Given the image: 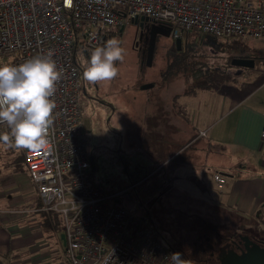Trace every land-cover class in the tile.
I'll return each mask as SVG.
<instances>
[{
	"label": "built area",
	"instance_id": "2783aa9c",
	"mask_svg": "<svg viewBox=\"0 0 264 264\" xmlns=\"http://www.w3.org/2000/svg\"><path fill=\"white\" fill-rule=\"evenodd\" d=\"M126 17L169 25L181 42L192 33L238 43L264 41V0H0V59L8 58L4 65L18 66L51 51L62 72L52 97L56 108L48 144L23 153L41 211L62 218L69 264H173V250L144 213L145 206L135 212L109 206L118 195H110L93 178L84 137L77 54L100 47L108 30L124 27ZM6 132L0 125V133ZM207 134L202 131L201 137ZM261 137L264 141V128ZM213 178L223 189L226 178L219 172Z\"/></svg>",
	"mask_w": 264,
	"mask_h": 264
},
{
	"label": "rangeland",
	"instance_id": "374dc122",
	"mask_svg": "<svg viewBox=\"0 0 264 264\" xmlns=\"http://www.w3.org/2000/svg\"><path fill=\"white\" fill-rule=\"evenodd\" d=\"M127 9L124 6L120 7L122 11ZM136 32L129 17L125 18L124 27H112L108 30L109 38L119 40L120 46L124 49L123 62H116L118 68L116 78L95 84L87 83L83 79L87 90L90 91L89 94L93 95L90 97L82 94L81 97L86 143L90 156L96 158L97 170L93 172V178L104 185L110 195H116L120 192L118 198L110 199L109 206H121L131 212L137 211L139 205L145 206L144 213L146 215L150 213L152 221L158 227L166 245L171 244L194 250L199 237L208 231V227L207 234L215 237L210 229L219 230L216 227L218 225L223 227H221L223 235H242L245 233L246 236L261 241V245L264 246V212L259 228L248 226L247 222H245L246 225L240 226V221L235 218H240L238 215H229L230 213L225 215L216 207L213 208L208 202L199 201L198 196L191 200V196L170 194L174 188L177 189L176 186L166 185V188H162V194L157 195V191L162 187V182L158 179L159 175L150 176L145 167L139 164V162H143L144 165L148 166L153 163L151 162L152 156L147 154L141 145L139 121H125L128 117L131 118L129 116L131 113H140L145 99L149 96V91L143 90L142 85L157 84L159 90L154 92L159 99L167 92L171 94L172 92L169 91L171 88H174L176 92L180 91V94L189 93L193 90L199 92V87L208 85L212 78L222 80L223 75L226 76V73H222L228 70L226 60L231 61L242 50L253 52L261 50L264 48L263 42L252 39L245 43H238L236 39L213 38L215 41V45L212 46L213 52L210 54L208 51V55L202 52V55L197 57L196 52L202 50L203 35L192 33L183 39V51L187 50L183 53L178 51L176 40L172 35L170 38L160 35L156 41L152 66H148L146 45L143 44L136 48V44L139 42ZM82 56L83 52L77 54L78 62L83 60L84 57ZM6 61L8 58H1V65H4ZM261 67H264V61L257 62L256 68ZM253 73L255 75L250 79L249 77ZM258 74L259 72L256 71H247L244 76L242 75L238 79L229 78V84L223 85L218 92L208 94L203 99L200 97L198 100H193L197 106L190 116L196 118V116L203 114L208 103L212 102L214 106H212L209 114L210 120L212 122L218 121L220 124L227 123L223 106L226 99L230 98V101H234L237 98H245L253 92L254 94L259 92L256 98H264V91H260L263 87L259 88L264 81H259L258 76L261 75ZM235 83L241 86L239 92L235 91ZM170 99L172 100V98ZM113 106L116 110L113 109ZM210 120H207V123H210ZM117 121H121V124ZM168 123L169 120L165 118V138L176 131V129L173 131V128L167 125ZM184 123L188 125L190 132L202 138L200 129L204 127L201 125L192 126L188 120L183 121ZM125 137L131 141L133 138H137V141L131 142V146L124 144L122 148V140ZM19 154H23V149L19 150ZM239 160L240 158L234 152L228 154L213 152L210 159V169L213 171L214 168L211 167V164L214 163L219 165L221 171L235 174V167ZM130 163L133 164L134 170L129 171L127 169V164ZM175 164L174 161L166 170ZM23 166H26L25 163ZM184 179L187 180L188 178ZM116 199L121 201V205L116 203ZM22 210L25 212L21 215V223L31 221L33 227L30 228L29 242L35 247L34 251L29 253L26 262L30 261V264H61L62 261L67 264L62 245H60L61 238L58 235L57 237L53 236L56 234L53 232L52 225L56 230H59L63 224L61 216L59 214L54 215L56 213L50 214L51 220H55L54 222L52 220V225L48 221L42 224L39 222L40 215L35 213L33 205H27V208ZM47 219L49 220V217ZM53 238L55 239L53 240Z\"/></svg>",
	"mask_w": 264,
	"mask_h": 264
},
{
	"label": "crops",
	"instance_id": "0c3cea01",
	"mask_svg": "<svg viewBox=\"0 0 264 264\" xmlns=\"http://www.w3.org/2000/svg\"><path fill=\"white\" fill-rule=\"evenodd\" d=\"M261 41L264 44V41ZM237 56L251 57L255 60V67L233 66L244 71L228 69L222 72L226 73V76L223 75L225 78L238 79L247 71H256L261 75L258 76L259 81H264V67L256 68L258 61H264V48L254 52L242 50ZM253 75L255 74H251L249 78L252 79ZM225 84H229L228 80L224 84L221 83L220 88ZM235 85V91L239 92L240 84L235 83ZM206 86L208 85L199 87V92L193 90L184 94L171 88L169 91L172 93L163 94L161 99L154 92L159 90L157 84L141 86L143 90L149 91V96L145 99L140 113H131L129 115L131 118L125 120L139 121L141 145L145 152L152 156L153 163L150 165H144L143 162L139 164L145 167L150 176L159 175L158 179L161 180L162 187L157 191V195L162 194V188H166V185L176 186L177 189L174 188L170 194L191 196V200L198 196L199 201L208 202L225 215L229 213V215H238L240 218H235L240 221V226L249 224L248 226L259 228L264 212V141L261 137L264 128V98H256L259 92L256 94L253 92L245 98H237L234 101H230V98L226 99L223 106L227 123L224 124L210 120L209 114L214 106L212 102L208 103L203 114L196 118L191 117V112L195 111L197 106L193 100H198L200 97L203 99L208 94L219 91L202 89ZM261 87L263 89L260 91H264V82L259 88ZM113 109L116 110L115 107ZM165 118L169 120L167 125L172 127L173 131L176 129L168 138L164 137ZM186 120L192 126L204 127L200 131H208L207 136L199 138L197 134L190 132L188 125L183 124ZM207 120H210V123H207ZM117 122L121 124V121ZM135 141L137 138L131 141L125 137L121 147L123 148L124 144L131 146V142ZM213 152L236 153L240 158L235 167L236 173L221 171L219 165L214 163L211 164L214 168L211 171L210 159ZM17 154L19 151L0 143V264H30L26 259L35 248L29 242L30 228L33 226L30 220L21 223V215L25 212L22 209L27 208V205H33L35 213L40 215L39 222L42 224L47 223L49 217L47 213L41 211L42 202L37 184L30 176L27 167L20 163L19 159L24 153ZM174 161L176 164L166 170ZM127 165L129 171L134 170L133 164ZM216 172L228 178L223 189L218 188L213 178ZM161 177L163 179H160ZM186 177L187 180L184 179ZM102 187L108 192L104 185ZM57 235L61 238L62 233L53 236L57 237ZM60 245L65 257L62 238ZM65 261L69 264L66 257ZM61 264L64 263L61 261Z\"/></svg>",
	"mask_w": 264,
	"mask_h": 264
},
{
	"label": "clouds",
	"instance_id": "9594fccd",
	"mask_svg": "<svg viewBox=\"0 0 264 264\" xmlns=\"http://www.w3.org/2000/svg\"><path fill=\"white\" fill-rule=\"evenodd\" d=\"M117 39H109L96 47L83 62V79L95 84L111 81L118 75L116 62H123L124 49ZM37 56L18 66H0V125L8 129L0 133V143L14 150L37 151L48 144L49 129L53 124L52 99L62 72L52 59ZM173 264H187L180 252L171 254Z\"/></svg>",
	"mask_w": 264,
	"mask_h": 264
},
{
	"label": "flooded vegetation",
	"instance_id": "af4514ba",
	"mask_svg": "<svg viewBox=\"0 0 264 264\" xmlns=\"http://www.w3.org/2000/svg\"><path fill=\"white\" fill-rule=\"evenodd\" d=\"M131 23V21H130ZM140 23V22H139ZM132 25V24H131ZM154 25V23L150 22L148 24H145L143 26V28H140L139 25H133L135 26L136 29V34L137 37L139 39L138 44H136V48H139L141 45L145 44L146 45V57H147V49H148V44H149V40L151 38L148 29L150 28V26ZM142 36V40L140 41V38ZM160 35H158L159 37ZM157 37V38H158ZM109 36L103 40V42L101 43L100 47L104 46V44L106 43V41H108ZM202 50H199V52H196V56L199 57L200 55H202V52L205 53V55H208L209 53L211 54L213 51L212 46L215 45V41L212 38L211 41H208L207 36L203 37L202 40ZM91 50L94 49H89L86 50L85 52H83V60L81 59L78 62L77 59V63L81 69V74H82V81H83V70H84V66H83V62L84 60L88 59L90 57L91 54ZM184 48H182L181 51L179 52H187V50L183 51ZM209 51V53H208ZM208 53V54H207ZM86 57V59H85ZM238 59H251V57H247V56H237L235 58H233L231 61L230 60H226L227 61V67L228 69L231 70H235V71H244L242 69H237L235 67H233L232 63ZM90 91L87 90L86 85L83 82V94L85 95H89L90 97H93V95L89 94ZM205 226L208 227V225L206 223H204ZM212 226V225H211ZM215 226V225H214ZM217 228H219V230L210 229V232H212V234L214 233L215 237H211L207 234V232L209 231V227H208V231L203 233L197 243L195 244L196 249L194 250H188V249H184L182 247H178V246H173V253L174 252H180L181 253V258L187 262V264H219L220 262V255L221 253L224 252H228L230 249L235 250L236 252H238L239 254L241 253L242 250L245 249V245L244 243H241L240 241V235L239 234H234V235H223L222 231H221V227L216 225ZM227 227V226H225ZM223 228V227H222ZM243 236H246L245 233L242 234ZM250 237V236H249ZM251 240H253L254 242L258 243L261 245V241L256 240L255 238L250 237ZM262 247H264L263 245H261ZM197 249H199V251H197Z\"/></svg>",
	"mask_w": 264,
	"mask_h": 264
},
{
	"label": "water",
	"instance_id": "95a60500",
	"mask_svg": "<svg viewBox=\"0 0 264 264\" xmlns=\"http://www.w3.org/2000/svg\"><path fill=\"white\" fill-rule=\"evenodd\" d=\"M132 25H139L140 28H143L145 24H148L151 22L149 18L145 17H136L132 18L131 20ZM140 22V23H139ZM149 34L151 36L148 44L147 49V64L148 66H152V62L154 59L155 54V47H156V41L158 35H161L166 38L171 37V27L166 24H155L150 26L148 29ZM208 41L212 40L211 36H208ZM142 40V36L140 38V41ZM176 47L178 51L182 50V42L181 40H176ZM233 66L237 67H244V68H254L255 67V60L254 59H238L232 63ZM90 163L92 167V172H95L97 170L96 166V158L94 156H90ZM118 205H121V201L118 200L116 202ZM64 245L65 238L62 234L61 236ZM240 241L241 243H244L245 249L241 251L239 254L233 249H230L228 252L221 253L220 255V262L219 264H264V247H262L260 244L254 242L250 239L249 236H243L240 235Z\"/></svg>",
	"mask_w": 264,
	"mask_h": 264
},
{
	"label": "trees",
	"instance_id": "16d2710c",
	"mask_svg": "<svg viewBox=\"0 0 264 264\" xmlns=\"http://www.w3.org/2000/svg\"><path fill=\"white\" fill-rule=\"evenodd\" d=\"M117 12H119V10L117 9L116 10ZM0 66H2L1 65V63H0ZM224 78L222 79V80H220V79H216V78H212V80H211V82L208 84V86H206V87H203L202 89H210V90H214V91H218L219 90V88L221 87L220 85H221V82H227V78H225V76H223ZM20 163H21V165L23 166V164L25 163V157H24V155H21V157H20ZM26 165V164H25ZM50 214H53V213H47V215L49 216ZM54 215H57V214H54ZM148 216H149V218L151 219V221H152V218H151V215H150V213H148ZM53 220V219H52ZM52 220H51V218H50V216H49V220L47 219V221L49 222V224H51L52 225ZM55 220H53V222H54ZM153 222V221H152ZM154 223V222H153ZM156 226V225H155ZM52 227L54 228L53 230V232L55 233V234H60V233H62L63 232V230H62V227L59 229V230H56L55 229V227L52 225ZM157 227V226H156ZM158 228V227H157ZM161 234V233H160ZM162 236V235H161ZM168 247L171 249V250H174L173 249V245H171V244H169L168 245Z\"/></svg>",
	"mask_w": 264,
	"mask_h": 264
}]
</instances>
